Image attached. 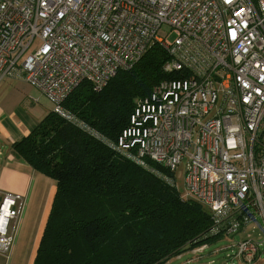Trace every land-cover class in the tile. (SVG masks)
Instances as JSON below:
<instances>
[{
	"label": "built area",
	"instance_id": "1",
	"mask_svg": "<svg viewBox=\"0 0 264 264\" xmlns=\"http://www.w3.org/2000/svg\"><path fill=\"white\" fill-rule=\"evenodd\" d=\"M153 43L168 54L163 70L180 74L137 99L105 142L138 165L160 164L169 176L150 171L174 186L181 165V196L202 203L223 234L249 227L235 255L255 264L264 243V1L0 0V81L22 75L54 113L96 137L64 99L83 81L101 89ZM24 206L21 194L0 190L2 254Z\"/></svg>",
	"mask_w": 264,
	"mask_h": 264
},
{
	"label": "trees",
	"instance_id": "2",
	"mask_svg": "<svg viewBox=\"0 0 264 264\" xmlns=\"http://www.w3.org/2000/svg\"><path fill=\"white\" fill-rule=\"evenodd\" d=\"M168 58L153 43L101 89L83 81L67 95L64 108L98 137L51 110L11 143L16 158L55 184L31 264H166L222 236L202 203L150 171L169 176L160 164L138 165L105 142L116 140L137 99L180 74L163 70Z\"/></svg>",
	"mask_w": 264,
	"mask_h": 264
},
{
	"label": "crops",
	"instance_id": "3",
	"mask_svg": "<svg viewBox=\"0 0 264 264\" xmlns=\"http://www.w3.org/2000/svg\"><path fill=\"white\" fill-rule=\"evenodd\" d=\"M43 98L45 97L39 90L24 81L15 80L14 77H7L0 81V190L19 193L25 201V206L17 220L11 251L8 255L0 253V264H14V255L16 256L23 243H26L22 240V233L19 236L18 225L21 226L23 217L26 216L36 181L40 179L38 172L12 154L10 145L27 135L36 123L51 111V106L48 107L46 103H42ZM54 191L55 186L52 185L51 197L48 199L49 205ZM48 210L49 206L40 218V228L36 230L38 233L30 241L28 259H22L20 264L32 263ZM177 257L179 258L180 255ZM259 259L258 254L255 264H259Z\"/></svg>",
	"mask_w": 264,
	"mask_h": 264
},
{
	"label": "rangeland",
	"instance_id": "4",
	"mask_svg": "<svg viewBox=\"0 0 264 264\" xmlns=\"http://www.w3.org/2000/svg\"><path fill=\"white\" fill-rule=\"evenodd\" d=\"M162 29L164 33H167L168 29L166 26H163ZM169 38L170 39L173 38V35H170ZM32 48L30 49V51L32 50ZM27 53L28 51L25 53L24 57L27 55ZM17 65H19V61L17 62ZM15 80L26 82L22 78V75L16 77ZM46 99H47L46 97L43 98L42 103H46L48 107L51 106V109H53V104ZM38 176L40 177V179L36 181L35 190L29 202L26 216L23 217L22 224L20 223L21 226L18 225L20 232L19 236L22 233V240H25L26 243L24 242L22 248L19 249L17 255L16 256L14 255L15 257L14 264H20L22 259H28L30 254L29 253L30 241L32 240V238H34V235L38 233V231L36 230L40 228V224H41L40 218H42L43 213L47 210V207L48 206L50 207L48 199L49 197H51L52 185H55L54 181L51 178L46 177L39 172H38ZM174 180H175L176 188L179 190L180 193H182V195H185L184 175H183V168L181 165L174 172ZM253 225L256 227V232L253 235L257 236L258 233L262 234L263 230L260 224L257 221H255L253 222ZM248 231H249V227H246L244 231L239 230L234 234H223L222 236L216 238L212 242L205 244L203 246L204 249L201 252H195V249L192 251H186L182 253L179 258L178 257L171 258L166 264H187L185 262L186 260L190 261L189 264H240V259L235 255L236 252L238 251L237 242L242 237H244L246 232ZM259 256L260 259L258 263L264 264V243L260 244Z\"/></svg>",
	"mask_w": 264,
	"mask_h": 264
}]
</instances>
